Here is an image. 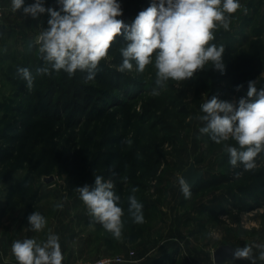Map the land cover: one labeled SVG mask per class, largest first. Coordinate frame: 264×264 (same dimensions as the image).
<instances>
[{
    "label": "rangeland",
    "instance_id": "obj_1",
    "mask_svg": "<svg viewBox=\"0 0 264 264\" xmlns=\"http://www.w3.org/2000/svg\"><path fill=\"white\" fill-rule=\"evenodd\" d=\"M34 2L25 0V6ZM118 2L123 11L119 19L130 24L154 0ZM0 3V197L15 193L32 198L37 189L44 195H68L77 200L78 207L86 209L76 187L87 185L91 190L95 175L104 177L114 184L124 211L121 240L114 239L102 225L95 231L98 246L106 245L104 256L140 258L147 253L153 259L160 246L172 241L184 251L170 264H184L187 254L191 255L189 248L206 254L219 246L234 252L246 244H264V153L256 158L253 171H243V165L233 168L224 146L239 147L237 142L230 139L216 144L208 134L199 132L205 126L199 119L203 115L201 105L207 99L215 96L238 106L241 98L254 99L247 97V81L255 82L257 88L262 83L264 88V0H240L243 7L231 16L229 30L219 28L214 32L215 39L210 43L225 46L223 73L209 63L186 81L169 80L154 96V64L138 73L133 61L132 71L122 73L132 79L127 85L129 97L116 91L124 101H111L98 109L92 105L75 122L70 118L75 108L72 103L59 117L53 114L50 119L45 115L49 110L55 112V106L41 92L49 85L57 89L67 85L61 72L50 65V75L36 73L45 62L35 40L48 27L49 13L45 11L33 19L25 17L22 9L13 13L11 0ZM43 6L56 11L62 8L58 0H43ZM125 43L122 41L101 61L107 68L118 71L123 59L119 49ZM18 67L32 72L31 90L17 75ZM238 80L243 83L238 84ZM85 85L91 95L96 85ZM57 94L54 92L52 97L55 99ZM144 146L159 157L156 177L146 175ZM194 170L202 178L191 187L195 188L190 189L191 197L185 199L180 180ZM223 175L229 180L202 185ZM17 185L23 189L10 192ZM132 189H137L134 195L143 205L142 224L134 223L128 213L127 198L133 195ZM221 203L228 214L216 215L210 210L215 211ZM39 205L48 206L44 201ZM77 209L73 211H81ZM253 252L258 257L259 249L254 247ZM242 260L246 259L226 264H244ZM256 264L264 261L257 258Z\"/></svg>",
    "mask_w": 264,
    "mask_h": 264
},
{
    "label": "clouds",
    "instance_id": "obj_2",
    "mask_svg": "<svg viewBox=\"0 0 264 264\" xmlns=\"http://www.w3.org/2000/svg\"><path fill=\"white\" fill-rule=\"evenodd\" d=\"M60 11L46 9L43 0L25 6V0H11V11L22 9L25 17L36 19L47 11L50 15L48 27L39 32L35 45L45 66L38 67V75H50V68L63 70L70 77L77 70L86 72L85 82L95 77L100 62L107 58L108 51L116 38L123 35L125 44L119 49L122 63L118 71L143 73L146 66L154 64L156 87L152 95H159L169 80L186 81L203 70L209 63L212 68L224 72L223 56L225 46L210 43L219 28L229 30L231 16L242 9L240 0H156L138 13L130 23L119 19L123 15L118 0H58ZM247 12L246 8H243ZM33 45L30 44L29 48ZM17 75L32 89L34 76L28 68L18 67ZM239 90V86H238ZM247 97L234 103L221 101L213 96L201 105L203 115L199 119L205 126L199 129L216 143L230 139L239 147L225 144L233 168L243 165V171L256 168V158L264 153V88L257 90L256 83L249 82ZM131 143V141H129ZM241 173H237V176ZM180 190L185 199L191 197L190 186L180 180ZM80 199L89 215L116 240L122 239L124 211L119 206L120 196L114 191V184L104 177L95 175L94 187H76ZM133 195L128 196V213L134 223L145 222L143 205ZM57 208L63 204H57ZM30 229L40 232L46 227V219L39 212L28 217ZM259 249L258 257L253 248ZM12 255L18 264H62L59 237L49 229L43 241L26 238L15 240L11 246ZM234 259H246L256 264L257 258L264 261V244L236 247Z\"/></svg>",
    "mask_w": 264,
    "mask_h": 264
},
{
    "label": "crops",
    "instance_id": "obj_3",
    "mask_svg": "<svg viewBox=\"0 0 264 264\" xmlns=\"http://www.w3.org/2000/svg\"><path fill=\"white\" fill-rule=\"evenodd\" d=\"M42 201L47 203L48 206L42 208L39 205ZM57 204H63L62 209L57 208ZM75 208H80L81 211H73ZM33 212H39L46 219V227L40 232L30 229L28 217ZM99 225L101 224L95 222L88 215L87 208L78 207L77 200H72L68 195L52 196L41 193L32 198L22 197L17 194L4 195L0 197V264H18L11 252V246L15 240L30 238L36 239L38 242L43 241L46 239L49 229L59 237L64 256L62 264H76L80 260H93L107 255L105 252L106 245L101 243L98 246V241L96 240L97 234L95 231ZM219 248L221 247H216L214 250ZM175 250L176 258H179L177 257L179 254L183 255V248H180L177 243L172 241L159 248V252L164 253H172ZM189 251L191 255L187 254L188 259H184V264H226L231 260L239 261V259H234L231 256L221 262H216L213 255L214 251L206 254H197L192 252L190 248ZM134 258L139 261H137L138 264H149L145 263V261L150 259L147 253L140 258ZM242 262L250 264L246 260H242ZM177 263L175 262L174 264Z\"/></svg>",
    "mask_w": 264,
    "mask_h": 264
},
{
    "label": "trees",
    "instance_id": "obj_4",
    "mask_svg": "<svg viewBox=\"0 0 264 264\" xmlns=\"http://www.w3.org/2000/svg\"><path fill=\"white\" fill-rule=\"evenodd\" d=\"M129 16V14L127 15ZM129 17L127 18V20ZM264 19V18H262ZM264 21V20H263ZM124 41V38L120 35L116 38L114 43L112 44V47L109 49L113 50L117 46L121 44V42ZM108 51V52H109ZM62 74V78L66 81L67 85L63 89H57L53 88L56 87V85H49L47 86V89L43 92H41V95H44L47 100L50 102H54L55 106V112H52L49 110L47 115L50 117V119L53 117V114L57 117H59L61 114L60 112L63 111V109H66L65 107L68 106V104L72 103L74 110L71 113V120L73 122L78 121V118H80L84 112L85 109L91 107L97 108L98 107H104V105L108 104L109 102H115V101H124L121 100V94L116 91H120V93H125L124 97H129L130 93L128 90H130V87L127 88L128 83L132 80L129 76H126L116 70H112L110 68H107L103 62H100L97 69L95 70V77L93 80L85 82V76L87 75L86 72H81L77 70V72L72 75L73 77H70L66 72L63 70H60ZM244 76V75H243ZM242 77V75H241ZM242 80V78H240ZM238 80L237 83L241 84L243 81ZM251 80L247 81L246 83H249ZM89 82H93L96 85V88H93L94 92L89 95L87 92V86L85 83L89 84ZM263 88V84L260 83V86L257 88V90ZM57 89V90H56ZM89 89V88H88ZM86 91V92H85ZM59 93L57 94L56 98L54 99L52 97L53 93ZM121 97V98H120ZM255 99V98H254ZM42 101V100H40ZM39 108L41 107V104L38 105ZM92 111V110H91ZM78 114L77 117H75ZM147 146L143 147L142 153L145 156V162L147 163V177H156L157 174L160 171V160L159 157L155 155V153L150 152ZM227 159L229 160V154L227 155ZM229 178L227 176H221L216 177L213 180H210L209 182H204V187L210 186V185H219L221 183H224L228 181ZM202 182V181H201ZM138 184V183H137ZM90 188V187H89ZM22 188V185H17L12 187L10 189V192L19 191ZM195 189V188H193ZM191 189V190H193ZM15 193H10L8 195H13ZM20 195V194H17ZM39 195V192H36L32 195V197H36ZM24 197L23 195H20ZM223 203H221L218 207H216L215 211L210 209L212 212H216L218 214L227 213V210H224ZM176 250L172 253L167 252H159V254L153 258L151 261H145V263L149 264H170L173 262V259L175 257ZM128 264H138V262L135 263H128Z\"/></svg>",
    "mask_w": 264,
    "mask_h": 264
},
{
    "label": "built area",
    "instance_id": "obj_5",
    "mask_svg": "<svg viewBox=\"0 0 264 264\" xmlns=\"http://www.w3.org/2000/svg\"><path fill=\"white\" fill-rule=\"evenodd\" d=\"M3 6L0 3V18L2 16ZM138 260L133 258L132 256H123V255H109V256H101L99 258L93 260H80L76 264H128L135 263Z\"/></svg>",
    "mask_w": 264,
    "mask_h": 264
},
{
    "label": "water",
    "instance_id": "obj_6",
    "mask_svg": "<svg viewBox=\"0 0 264 264\" xmlns=\"http://www.w3.org/2000/svg\"><path fill=\"white\" fill-rule=\"evenodd\" d=\"M201 178H202V174L197 170L186 172L183 175V179L190 186V188L194 186ZM213 255H214L216 262H221L224 259L233 256V251L229 249L228 247L219 248L218 250H215L213 252Z\"/></svg>",
    "mask_w": 264,
    "mask_h": 264
}]
</instances>
